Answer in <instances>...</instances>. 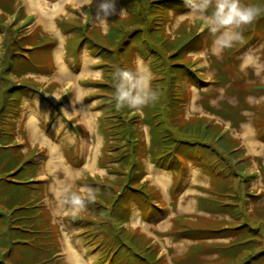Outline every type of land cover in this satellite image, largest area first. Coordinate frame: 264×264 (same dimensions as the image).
Segmentation results:
<instances>
[{
	"label": "rangeland",
	"instance_id": "1",
	"mask_svg": "<svg viewBox=\"0 0 264 264\" xmlns=\"http://www.w3.org/2000/svg\"><path fill=\"white\" fill-rule=\"evenodd\" d=\"M35 1L39 2V0ZM40 1L43 3L48 15L52 13L57 5L63 6L65 14L56 18L57 29L54 30L55 32L47 30L49 28L45 27L44 21L36 23L37 17L33 11H29L28 0H10L8 9L4 11L6 15L0 11V15L6 19L3 26L0 24V67L9 64L6 61L9 57L8 54L12 56L11 51L15 46L13 40H16V37L24 36L21 33L25 31L30 32L29 35L31 36L32 34L33 36L38 35L32 41L33 46L30 49V54L34 57L35 62L43 63V65L34 66L35 69L43 72L41 73L42 76H30L29 80H25L27 84H39L36 85L41 89V95H43L41 97L28 95L27 99L23 100V95L29 92L10 93L13 96L12 99L18 98L17 93L21 94L18 104L19 111L16 114L13 113V119L7 117L8 115L1 114L0 124H2V118L9 119V126L15 134L14 138H18L16 143L21 148L17 151L21 156L18 159L21 161L25 158L27 164L28 162L32 163L25 170L28 176L27 179L40 180L37 184L43 182H49L50 184V187L46 189V195H43L40 190L31 192V195L38 196L37 200H42L41 205L50 208L48 210L52 213L55 218L54 222L59 227L60 247L56 251L60 250L64 253L60 257L59 264H73L68 244L72 245L73 250L78 253L83 264H114L109 258L108 260H100L103 250L98 244L102 243V239L106 237V234L100 232L86 234L83 230L86 227L95 228V224L90 223L84 227H79L71 217L89 218V213L92 210L88 206L87 200H85L86 197L89 194H94V201H100L98 198L100 188L95 184L104 185L108 182L117 181V178H119L114 173V171L117 172L118 162L113 163L108 159V156L103 157L106 147L114 144V138H111L110 144L106 143L109 131L113 128L108 124L106 116L103 120L102 114H105L106 109H101L108 106L103 105L101 107L104 103V100H102L103 94L108 92H106V89L98 88L94 84L103 82V73L106 69L93 66L94 64H103L100 63L101 56H97L96 52L94 53L92 44L86 42L84 38L90 35L102 41L104 36L102 33L106 34L110 28V17L122 19L121 22L123 23L128 19L126 17H129L130 13L125 6V0H114L115 11L107 16L99 14L97 11L100 0ZM15 3L16 5L18 3V8H24L23 16L11 15L10 9H14ZM177 4L181 5V10L179 13H174L172 9L169 10L171 20L165 27L166 35L173 38L179 29L187 31V33L193 31L201 38V40L196 39L197 44L195 46L198 47L200 43H202V46L199 50H194L189 54L193 63L191 68L198 72L200 78L193 85L185 83L189 100L185 105L183 104L184 108L174 113H180L181 118L185 121L203 117L205 125L213 122L219 123L223 127V136L229 135L238 140L239 147L235 150L233 160L236 163L235 166L247 177V180H241L240 174L236 172H232L226 180L236 190L241 189L244 203L241 206L230 207H235L234 210H237L238 213L234 210L230 213L210 212L209 210H217V206L203 203L201 199H203L202 197H209L211 190L217 189L216 185L223 182L224 176H217L214 172H211L204 160H199L198 156L190 157L189 152L186 155L188 156L186 172L180 167L178 169L163 165V162L160 164L155 163L149 153H141L135 159L136 165L139 164L137 169L144 168L145 170L146 176L142 181L146 185V190H151L155 193V196H160L158 200L152 202L157 213L145 212L141 194L132 189L125 192L126 194L129 193L132 199L126 201L125 198H121L119 201L113 202L110 196L107 203L108 205H110V202L116 204L115 207L120 212V217L123 221H128L124 224L127 228L133 232L145 234L148 239L152 240V244L159 245V255L164 256L167 264H180L184 258L185 264H227L226 261L223 262L221 259L224 253L219 252L216 247L217 245L226 246L231 244L234 241L233 236L215 237L220 235H202L201 233L196 235L198 239H194L193 236L185 232L187 230L181 233H178L177 230L181 227H185V229L209 228L212 226L221 228L222 226L225 227L227 223L237 225L247 221L248 226H251L249 233L254 234L253 227L259 225L254 210L256 206H264V138H262L264 132L260 130L261 119L264 117V23L261 24L260 22L261 25L259 24V14L251 24L244 25L240 29H232V31L241 32V38L234 40L232 47L221 49L215 45L218 33L210 31L205 20L191 9L186 0H180ZM241 4L257 5V7L260 6L264 9V0H241ZM64 15L69 17L65 18ZM78 19L86 27L82 26ZM97 23L101 24L102 33L98 27L92 29L93 26H97ZM87 25L92 28L90 29ZM77 27H81L80 31L77 30ZM50 28L52 27L50 26ZM249 29L251 30V36H249ZM252 30H255L254 34ZM58 35L63 38H61V41L66 36L63 49L65 61L68 65L67 69H70L67 71L76 73L78 76L75 77L77 78L83 74L80 78L85 76L88 77L89 82H92L86 85L87 81L81 80L83 94L81 87L76 85L69 96L72 97V100H77L82 96L83 101L81 104L84 110H91L89 113L91 118L89 127L88 124L81 121L82 118L80 117L77 120L72 119L75 124L77 123L80 135H75L72 131L73 123L70 122V125L66 120H61L59 113L56 112L57 109H63L67 104L66 101L62 102L61 99L63 100V98L58 95L59 88L57 84L48 87L45 85L46 82L43 81L45 79L52 80L58 75L67 77L64 74L67 72L66 70L61 72L59 65L56 67L54 65L53 58L55 59V52L59 46L57 45ZM134 39L135 43L127 45V49L123 50L122 53L125 52L126 56L133 60L132 64L135 66L133 71L137 68L147 67L150 72L151 88V82L157 74L153 68L152 60L143 57L147 53L143 38L138 34ZM53 44H56V46L52 47ZM41 45L45 46L41 47ZM83 45L92 52L90 55L87 49H83V54L86 56L83 55L82 61L89 63V68L86 65L78 72L76 71L79 65L77 64L79 62L78 55ZM133 53H135L134 58ZM17 58L16 68L24 65L21 57ZM222 74L226 76V81L223 84L217 82L218 76ZM37 78H39L38 82L34 80ZM6 79L13 81L10 75H6ZM14 80V83H16V79ZM169 82L171 81H167V83ZM3 83L4 81L0 79V88ZM31 88L30 92H39V89L34 86H31ZM169 88H174V85ZM93 89L96 92H92ZM77 90H79V94H77ZM4 95L2 94L0 99ZM23 101H25L24 106L21 108ZM10 107L12 108L9 111L15 109L13 103L10 104ZM141 111L139 110L138 113L144 115ZM50 113L51 118H49ZM142 131L146 135V147H149V127L142 125ZM247 140L253 142V147L248 144ZM12 145L15 144L12 143ZM211 145L213 146V144ZM3 153H6L4 156H7L6 160L8 162L13 161V157L9 156L12 152L0 151V158ZM212 157L215 158L216 156L213 155ZM89 165L92 170H89ZM126 168L131 169L129 165ZM157 174L164 177V186L158 183ZM149 175H152V177L150 178ZM82 176L83 178H81ZM124 179L121 177L120 181ZM242 182L247 183V188L242 189L245 186L244 184L241 187ZM123 189V187L117 185L115 187L116 191H123ZM49 190L51 197L48 196ZM27 192L28 190L24 186L11 183L0 185V196L6 198V200L20 199ZM115 194L117 197V192ZM75 196L85 197V210L79 212L74 210L71 200ZM235 199L224 198L228 202ZM125 203L127 204L126 211L121 209ZM45 210L47 211V208ZM135 219H138V222H134ZM114 224L111 221L109 227ZM261 224L264 226V222H261ZM56 225L53 224L54 232L57 231ZM124 225L121 226L125 227ZM109 227L105 228L108 230ZM2 228H0V232H2ZM3 241L6 242V247L9 249V237H3ZM41 245L43 246L44 243ZM14 247L13 253L8 254L9 250L2 251V256L6 257L5 260L12 255L15 262L25 258L28 264H32V258L39 252L38 249H29L19 244ZM54 247L58 246L54 244ZM19 248H23V250H18ZM245 256L238 258L236 263L242 264L243 260L246 263L247 258ZM140 260L136 261L135 264H146L144 260ZM260 264H264V260H261Z\"/></svg>",
	"mask_w": 264,
	"mask_h": 264
},
{
	"label": "trees",
	"instance_id": "2",
	"mask_svg": "<svg viewBox=\"0 0 264 264\" xmlns=\"http://www.w3.org/2000/svg\"><path fill=\"white\" fill-rule=\"evenodd\" d=\"M9 1L0 0V8L6 11L10 4ZM176 1L180 0H125V6L130 14L129 17H126L127 20L123 19L125 20L123 23L121 22L122 19L110 17L111 25L106 34L101 32L99 26H93L94 28H92L87 25L90 29L98 27L100 32L104 34L102 41L90 35L85 36L84 39L92 44L94 53L96 52L97 56H101V60L104 59L100 60V63L103 64L98 65V68L106 69L103 73V82L94 84L98 88L106 89V92H108L103 94L102 100H104V103L101 107L103 105L108 106L101 109H106L105 114H102L103 120L106 116L108 124L113 128L109 131L106 143L110 144L111 138H114V144L106 147L103 157L108 156L111 162H118L117 172L114 171V173L119 178H117V181L108 182L104 185L95 184L100 188L98 195L100 201L85 199L92 210L89 213V218L79 216L71 218L79 227H84L90 223L95 224V228L86 227L83 230L86 234L93 232L106 234V237L102 239V243L98 244L103 250L100 260H108L109 258L114 264H135L136 261H141L140 259L144 260L146 264H167L164 256L159 255V245L152 244V240L148 239L145 234L133 232L129 228L121 226L122 223L128 221H123L120 212L116 210V204H113L121 198H125L126 201L132 199L129 193H125L127 190L132 189L141 194L145 212L157 213L152 202L158 200L160 196H155L153 191L146 190V185L142 183L146 175L145 170L144 168L137 169L139 164L136 165L137 163H135V159L141 153H149L157 164L163 162V165L170 168L180 167L186 172L188 159L186 155L189 152L190 157L198 156L199 160H204L211 172H214L217 176L223 175L224 180L216 185L217 189L211 190L209 197H202L203 199H201L203 203L217 206V210H209L210 212L230 213L235 209V207H230L241 206L244 203L241 189L236 190L226 180L232 172L240 174L241 180H247V177L235 166L236 163L233 160L235 150L239 147L238 140L229 135L223 136V127L219 123L212 121V124L205 125L203 117L185 121L181 118L180 113H177L178 115L174 113L184 108L183 104L185 105L189 100L185 83L193 85L200 78L198 72L191 68L193 63L189 54L194 50H199L202 46V43L198 47L195 46L197 44L196 39L201 40V38L193 31L187 33V31L179 29L173 38L166 35L165 27L171 20L169 10L172 9L174 13H179L181 10V5L177 4ZM258 7L261 9L258 21L259 24L260 22L262 24V22L264 23V9ZM10 12H13V8L10 9ZM5 21V17L0 15L2 26ZM79 22L81 23L80 20ZM60 24L63 25L62 22ZM82 26L86 27L85 24H82ZM80 29L81 27H77V30L80 31ZM255 30H252L253 34ZM249 31V36H251V30L249 29ZM138 34L141 35L147 47V53L143 57L152 60L153 68L157 74L151 82V89L156 93V100L145 105L144 110L141 109L144 113L143 116L138 112L133 113L135 110H130L128 107L117 109L114 99L113 73L117 67L134 70L133 60H130L122 51H125L130 43L132 45L135 43L134 38ZM17 39L13 40L15 46L11 51L12 56L9 57H11V60L21 57L23 61L24 54L31 51L30 49L27 50L26 46H33L32 41L34 38L31 35H24ZM43 46L45 45H41V47ZM54 46L55 44L52 47ZM29 57V60L23 61V63L27 65L29 70L34 71V64L38 63L35 62L33 56ZM134 57L135 53H133ZM7 63L9 64L5 65L2 75H10V70L14 73L17 72L10 60ZM6 80L11 81L10 79ZM167 81L171 82L167 83ZM225 81L226 76L224 74L218 76L217 82L223 84ZM172 85H174V88L170 89L169 87ZM7 86H9L8 90L3 93L5 95L2 98L4 102L0 115H8L7 117L13 119L14 114L19 111L18 104L21 94L17 93L18 98L12 99L13 96L10 93L31 91L32 88L26 84H8ZM11 103L15 106L13 111H9L12 108L10 107ZM6 107H8V110ZM2 119V124H0V151L12 152L9 156L13 157V161L8 162L6 160L7 156H4L6 153L2 154L0 158V185L3 183L20 185L26 187L28 192L24 197L14 200H6V198L0 196V228L3 227L2 232H0V264H13L15 262L12 255L5 260L6 257L2 256V251L9 250L8 254L13 253L14 246L18 244L29 249L39 250L38 254L32 258V264H59L61 259L55 256L59 252L56 251L59 248V243L57 231H53L51 215L41 205L42 200H37L38 196L31 195V192L39 190L44 195V184H37V182L27 179L28 176L25 170L32 163L28 162L27 164L25 158L21 161L18 159L21 156L17 151L21 148L17 144L11 145L15 140V134L9 126V119ZM142 125L149 127V147H146V141L143 138ZM260 126V130L264 132V117L261 119ZM213 155L216 157H212ZM128 165L131 167L130 170L126 168ZM121 177L125 179L120 181ZM244 184L245 186H243ZM116 185L123 187V191H116ZM241 187L242 189L247 188V183L242 182ZM110 196L113 202L108 205L107 202ZM226 197L236 199L228 202L224 200ZM23 199L24 201H22ZM121 209L126 211L127 204H123ZM254 211L256 212L254 214L255 218L259 221V225L253 227L254 234L249 233L251 226H248L247 221L237 225L227 223L225 227L222 226L221 228L212 226L209 228L185 229V227H181L177 232L181 233L187 230L185 232L193 236L194 239H198L196 235L201 233L202 235H220L215 237L233 236L234 241L231 244L226 246L217 245L216 247L219 252L224 253L223 258H221L223 262L235 264L238 258L246 255V263L243 260L242 264H260L261 260H264V226L261 224V222H264V206H256ZM234 212L238 213L237 210H234ZM111 221L115 224L109 227ZM105 227H109V229L107 230ZM5 235L10 240L9 249L6 247V242L3 241ZM42 243H44L43 246ZM54 244L58 247H54ZM23 248L18 250H23ZM50 248H52V251ZM52 252L54 253L52 254ZM44 256L47 257L43 258ZM181 263L185 264V258L182 259ZM15 264L28 263L24 258L18 260Z\"/></svg>",
	"mask_w": 264,
	"mask_h": 264
},
{
	"label": "clouds",
	"instance_id": "3",
	"mask_svg": "<svg viewBox=\"0 0 264 264\" xmlns=\"http://www.w3.org/2000/svg\"><path fill=\"white\" fill-rule=\"evenodd\" d=\"M186 3L205 20L211 32L218 33L215 45L221 49L232 47L234 40L241 38L242 33L232 29L251 24L261 11L254 5H242L241 0H186ZM97 11L104 16L112 14L115 11L114 0H100ZM113 82L117 109L128 107L139 111L156 100V93L150 88V72L146 66L135 71L117 67ZM84 198H72L71 205L75 211L85 210ZM86 198L94 200L95 196L89 194Z\"/></svg>",
	"mask_w": 264,
	"mask_h": 264
},
{
	"label": "crops",
	"instance_id": "4",
	"mask_svg": "<svg viewBox=\"0 0 264 264\" xmlns=\"http://www.w3.org/2000/svg\"><path fill=\"white\" fill-rule=\"evenodd\" d=\"M37 2V1H36ZM91 2H94V1H91ZM23 4V3H22ZM18 6V3H17V5H16V3H15V6H14V9H13V12H11V15H13V16H23V13H24V8L23 7H17ZM22 6V5H21ZM32 6V5H31ZM28 7H29V5H28ZM89 7V6H88ZM32 8H34L33 6H32ZM90 8V7H89ZM66 9H67V7H66ZM91 9V8H90ZM0 11H2V13L4 14V15H6L5 14V12H4V10H2V9H0ZM29 11H33L34 13H35V15H36V17H37V20H36V23H39V22H42V21H44V23H45V27H48L49 29H47V30H50V31H56V29H57V25L55 24L56 23V18L59 16H61V15H63V14H65V11L63 12V6H60V8H59V10L57 11V12H55L54 13V15L52 16L51 14H49V15H45L44 16V14H43V16L42 15H40V13L39 12H37L36 10H34V9H31L30 7H29ZM65 16V15H64ZM63 16V17H64ZM8 17H10V15H8ZM63 17H61V18H63ZM67 17H69V16H67ZM66 16H65V18H67ZM14 18H16V17H14ZM60 18V19H61ZM74 18H76V17H74ZM56 25V26H55ZM101 24L99 23H97V26H99V27H101L100 26ZM50 26L52 27V28H50ZM54 31V32H55ZM18 33V32H17ZM23 34L24 35H29V34H31L30 32H28V31H25V32H23ZM18 35V34H17ZM16 35V36H17ZM32 36H33V34H32ZM36 37H38V35L37 36H33V38H36ZM58 37H59V41H57L58 43H57V45H59L58 46V48H57V50H56V52H55V59L53 58V60H54V65H55V67L56 66H58L59 65V68H60V71L62 72V68H61V65H60V60L62 61V63H63V68H65V70L67 71V70H70V69H67L68 68V65H67V63H66V61H65V57H64V49H63V44H64V42L66 41V36H65V38H64V40H62L61 41V35H58ZM16 38H19V37H16ZM63 39V38H62ZM55 46H56V44H55ZM1 47H3V46H1ZM32 47V45H27L26 46V49L27 50H29V49H32L31 48ZM83 49H87L88 50V48H86V46L85 45H83L82 47H81V51H79V55H78V59H79V62H77V64H79L78 65V67L76 68V71H78V72H80V70L81 69H83L86 65H88L89 63H85V61H82L83 59L82 58H84L83 57V53H84V50ZM89 51V54L91 55V50H88ZM28 52V51H27ZM9 56H11L10 54H8ZM29 56H31V54H30V52H28V54L26 53V54H24V57H23V61H27V60H29ZM84 56H86V55H84ZM87 58H90V57H87ZM8 60H10V63H12L13 65H14V67H15V65H16V61L18 60V58H16V59H13V60H11V57H9L8 59H7V61ZM20 60V59H19ZM73 60V59H72ZM7 61H6V63H7ZM21 61V60H20ZM31 63H33V62H31ZM5 65L6 64H4L3 66H1L0 67V79H2V81H4V83H3V86L0 88V97L2 96V94L5 92V91H7L8 90V87L9 86H7L8 84H13V85H20V84H26V85H29L30 87L31 86H34L36 89H39L38 87H37V85H39V84H37V83H29V84H27L26 83V81L25 80H29L28 78L30 77V76H42L41 75V73H43V72H41L39 69H35L34 71H32V70H29V68L27 67V65L26 64H24V65H20L18 68H16L15 67V69L17 70V72H12L11 70H10V76H11V78H12V80L13 81H7L6 80V75H2V71H3V69L5 68ZM35 65H43V63H41V64H34V66ZM93 66H95V68H98V64H94ZM86 67H88L89 68V65L88 66H86ZM43 69H45V68H43ZM40 73V74H39ZM66 76L69 78V79H64V78H62L63 76H59L58 75V77H55L54 79H52V80H48V79H45V80H43L44 82H46L45 83V85H47L48 87H50L51 85H55V84H57V86H58V88H59V93H58V95L60 96V97H62L63 98V100L61 99V101L63 102V101H66L67 102V104H66V106L63 108V109H57V114L58 115H60V119L62 120V119H64V120H66L69 124H70V122L71 123H73L74 125L71 127V129H72V131L75 133V135H80L79 134V127H77V123L75 124L74 122H73V120L72 119H75V120H77L78 119V117H80V118H82V120L81 121H83V123H85V124H88V127H89V124L91 123V121H89V122H87V120H89V118H88V116H87V114L88 115H90L89 113L91 112V110H84V108H83V105L81 104L82 103V96H81V98H78L77 100H72V97H69L70 96V93L72 92V90L73 89H75V86L77 85V86H79V87H81V89H82V94H83V87L81 86L82 84H81V80L82 81H87V83H86V85H88V84H91L92 82H89L88 80H87V78L88 77H82V78H80L81 76H83V74L82 75H80V77H75V76H78L76 73H72V72H70V71H67L66 72ZM100 77H101V74H100ZM93 77L91 76V79H92ZM14 79H16V83H14ZM39 78H37V79H34L36 82H38L39 80H38ZM89 82V83H88ZM95 82V81H94ZM37 84V85H36ZM25 91H27V90H25ZM78 91V93L77 94H79L80 92H79V90H77ZM27 92H29V93H25L24 95H23V97H22V99L24 100V99H27V97H28V95H32V96H37V97H41L42 95H41V89H39V92L37 93V92H30V91H27ZM50 92V91H49ZM48 92V93H49ZM92 92H96L95 91V89H93L92 90ZM47 94V93H46ZM92 94H94V93H92ZM91 94V95H92ZM77 96V95H76ZM75 96V97H76ZM46 97V96H45ZM3 99H0V109L3 107ZM24 102L25 101H23V105H21V108H23V106H24ZM6 109L8 110V107H6ZM22 111H23V109H21ZM60 110V111H59ZM13 116V115H12ZM70 116V117H69ZM49 118H51V113H50V116H49ZM54 121V120H53ZM71 125V124H70ZM41 130H43V129H41ZM78 131V132H77ZM16 139H18V138H16ZM22 144H24V143H22ZM83 176H84V174H83ZM83 176L81 177V178H83ZM44 183V182H43ZM44 184H48V186H47V188L48 187H50L49 185V182H47V183H44ZM48 196L49 197H51V192H50V190H49V192H48Z\"/></svg>",
	"mask_w": 264,
	"mask_h": 264
},
{
	"label": "bare ground",
	"instance_id": "5",
	"mask_svg": "<svg viewBox=\"0 0 264 264\" xmlns=\"http://www.w3.org/2000/svg\"><path fill=\"white\" fill-rule=\"evenodd\" d=\"M73 2V1H72ZM28 5H29V7L31 8V9H34V10H36L37 12H39L40 13V15H42L43 16V14L44 15H48V13L45 11V9H44V5H43V3L39 0V2H36L35 0H28ZM34 7V8H32V6ZM59 8H60V4L59 5H57L53 10H52V16L54 15V13L55 12H57L58 10H59ZM60 65H61V68H62V70H65V68H63V63H62V61L60 60ZM65 75H66V73H64ZM62 78H66V79H69L68 77H62ZM87 116H88V118H89V120H87V122H89L90 121V115H88L87 114ZM244 136V135H243ZM245 137V136H244ZM245 139H246V137H245ZM249 139V138H248ZM247 142H248V144H250V146L251 147H253V142L251 141V140H247ZM97 162H98V159H97ZM96 166V165H95ZM89 170H92L91 169V167H90V165H89ZM149 177L151 178L152 177V175H149ZM157 180H158V183L161 185V186H164L165 185V182H164V177L162 176V175H158L157 174ZM134 222H138V219H135V221ZM68 243V242H67ZM68 250H69V254H71V258H72V260H73V264H83L82 262H81V258L78 256V253L77 252H75L74 250H73V248H72V245H70V244H68Z\"/></svg>",
	"mask_w": 264,
	"mask_h": 264
}]
</instances>
